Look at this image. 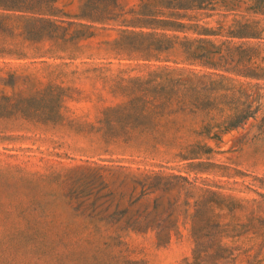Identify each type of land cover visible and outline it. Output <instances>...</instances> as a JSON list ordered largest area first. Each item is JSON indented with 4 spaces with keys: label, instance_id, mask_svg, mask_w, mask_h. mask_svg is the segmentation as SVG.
<instances>
[{
    "label": "rangeland",
    "instance_id": "rangeland-1",
    "mask_svg": "<svg viewBox=\"0 0 264 264\" xmlns=\"http://www.w3.org/2000/svg\"><path fill=\"white\" fill-rule=\"evenodd\" d=\"M52 14L0 16V50L35 54L0 56V264H264V0ZM201 48L247 73L181 63ZM180 68L228 79L185 73L199 110L149 123ZM234 110L249 117L218 131Z\"/></svg>",
    "mask_w": 264,
    "mask_h": 264
},
{
    "label": "trees",
    "instance_id": "trees-1",
    "mask_svg": "<svg viewBox=\"0 0 264 264\" xmlns=\"http://www.w3.org/2000/svg\"><path fill=\"white\" fill-rule=\"evenodd\" d=\"M54 0H3L0 1V16L8 19H25V20H37L40 22H54L49 17L52 16V4ZM27 41V39H26ZM202 51L203 48H201ZM210 53V52H209ZM217 54L220 51L215 52ZM214 54V53H211ZM35 54H30L28 50L23 48H6L0 50L1 57H12L14 59H25L32 57ZM222 57H220V60ZM181 63L189 66H201L213 70H223L225 72L234 73L236 75H245L247 73L240 67L238 62L232 64L218 65L211 62L208 52L204 51L200 54H187ZM181 73L170 77L169 82L159 83L161 97L156 100L147 102V106L151 109H146L142 112V118L149 123L158 126L160 122L167 119H174L177 115L193 114L196 110H199V104L194 97L199 92L198 86L193 85L192 82L183 80L184 74L187 73L192 79H228L223 74L216 72H202L194 71L188 68L178 69ZM201 73V75H199ZM157 101V102H156ZM249 117V114H242L241 112L234 110L231 114L227 115L223 122L217 126L218 131H225L237 126L242 120ZM212 138H218V135H213Z\"/></svg>",
    "mask_w": 264,
    "mask_h": 264
}]
</instances>
